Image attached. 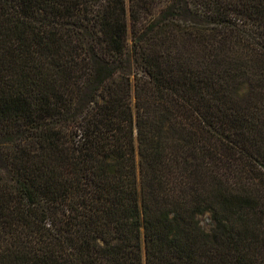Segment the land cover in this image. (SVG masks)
<instances>
[{"label": "trees", "instance_id": "trees-1", "mask_svg": "<svg viewBox=\"0 0 264 264\" xmlns=\"http://www.w3.org/2000/svg\"><path fill=\"white\" fill-rule=\"evenodd\" d=\"M0 264H264V0H0Z\"/></svg>", "mask_w": 264, "mask_h": 264}, {"label": "rangeland", "instance_id": "rangeland-1", "mask_svg": "<svg viewBox=\"0 0 264 264\" xmlns=\"http://www.w3.org/2000/svg\"><path fill=\"white\" fill-rule=\"evenodd\" d=\"M199 221L201 226L206 230H209L212 226V220L207 213L200 215Z\"/></svg>", "mask_w": 264, "mask_h": 264}]
</instances>
